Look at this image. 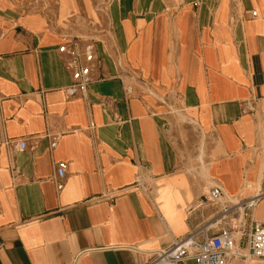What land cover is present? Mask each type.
<instances>
[{
  "label": "crops",
  "instance_id": "1",
  "mask_svg": "<svg viewBox=\"0 0 264 264\" xmlns=\"http://www.w3.org/2000/svg\"><path fill=\"white\" fill-rule=\"evenodd\" d=\"M107 5L93 82L68 98L70 39L0 0V264H151L235 221L228 264H264L245 257L264 221V0Z\"/></svg>",
  "mask_w": 264,
  "mask_h": 264
},
{
  "label": "built area",
  "instance_id": "2",
  "mask_svg": "<svg viewBox=\"0 0 264 264\" xmlns=\"http://www.w3.org/2000/svg\"><path fill=\"white\" fill-rule=\"evenodd\" d=\"M257 12H252V17ZM60 51L68 56L67 69L71 72L72 83L64 89L68 98L77 97L86 94L89 86L93 82V71L96 66V47L88 44L83 51H79L77 43L73 40L66 41ZM57 141L55 140L51 147L55 148ZM25 148V143L20 146ZM57 180L58 190H63V180L66 175V164H57ZM209 201L221 203L222 191L218 187H214L208 194ZM253 206L254 203H250ZM252 234L249 240L250 254L245 256L250 260H264V221L254 222L252 225ZM237 235L234 229L226 227L222 229L218 235L208 237L204 241H199L194 235H190L184 239L178 240L173 247L166 250L155 252V258L151 264H184L189 260H194L197 264H228V259L233 256L243 257L235 250Z\"/></svg>",
  "mask_w": 264,
  "mask_h": 264
},
{
  "label": "rangeland",
  "instance_id": "3",
  "mask_svg": "<svg viewBox=\"0 0 264 264\" xmlns=\"http://www.w3.org/2000/svg\"><path fill=\"white\" fill-rule=\"evenodd\" d=\"M34 5L45 7V12L54 27L64 32L75 44L85 47L93 44L99 34L107 31L105 19L110 0H30ZM234 232H239L240 221L233 223ZM237 238L239 236L237 235Z\"/></svg>",
  "mask_w": 264,
  "mask_h": 264
}]
</instances>
